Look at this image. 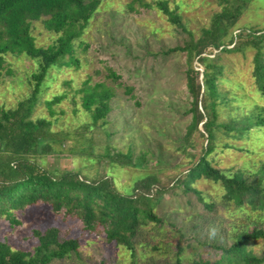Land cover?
I'll list each match as a JSON object with an SVG mask.
<instances>
[{"label": "rangeland", "instance_id": "374dc122", "mask_svg": "<svg viewBox=\"0 0 264 264\" xmlns=\"http://www.w3.org/2000/svg\"><path fill=\"white\" fill-rule=\"evenodd\" d=\"M126 1L100 0L81 37L75 41L79 65H54L49 69L32 116H46L52 120L53 129L69 134L62 142L53 143L51 152L31 158L49 170H78L88 178L107 175L122 192L129 191L145 175H151L155 179L148 191L152 195L151 208L164 221L159 225H140L131 256L123 245L108 241L101 226L86 229L76 214L63 209L55 211L46 203L17 210L19 224L12 225L0 217V241L8 242L14 249H33L37 239L32 230L50 225H56L62 236L80 239L78 253L50 264H172L177 245L182 248V262L187 264L197 256L216 258L219 250L211 243L230 242V234L237 228L253 224L264 228V207L252 210L224 204L219 182L204 177L192 182L202 200L212 203L211 208L203 206L193 192L182 189V171L205 140L199 132L200 124L185 136L190 120L186 111L190 95L185 83V53L158 51L182 43L187 31L168 22L154 8L134 4L135 10L130 11ZM167 5L180 14L181 22L194 36L219 7L217 0H167ZM46 17L41 15L30 21L38 45H48L59 35L44 25ZM239 27L264 29V0L248 1L235 22L234 28ZM254 49L245 45L237 51L216 52L222 70L218 88L226 95V100L216 104L217 121H228L264 105V96L252 77ZM261 49L264 51V39ZM5 58L0 105L11 108L29 92L30 73L37 62L24 53H8ZM193 64L202 69L195 59ZM108 67L120 74L118 81L107 75ZM88 77L91 83L104 81L113 95L107 122L81 132L82 124L90 122L91 116L77 89ZM123 84L133 87L134 98L125 94ZM56 93L65 96L54 104L51 114L45 101ZM92 139L93 152L98 156L88 154ZM105 150L128 151L129 161L110 159L103 154ZM207 157L225 173L239 169L250 180L264 185V125L243 132L217 129L214 148ZM260 167L262 171L258 173ZM248 246L264 254V236L253 239Z\"/></svg>", "mask_w": 264, "mask_h": 264}, {"label": "trees", "instance_id": "16d2710c", "mask_svg": "<svg viewBox=\"0 0 264 264\" xmlns=\"http://www.w3.org/2000/svg\"><path fill=\"white\" fill-rule=\"evenodd\" d=\"M248 1L217 0L218 9L211 12L207 25L202 26L196 36L186 29L180 14L167 5V0H154L150 3L127 0L126 7L130 11L135 10L134 4L142 8H154L168 22L187 31V38L182 43L158 51L161 54L173 51L185 53V83L190 95L186 110L190 113V120L185 136L200 124L199 132L204 135L205 140L195 158L182 171V189L193 192L202 200L200 191L192 182L200 177L208 178L219 182L224 204L246 206L253 210L264 207V185L258 180H250L239 169L225 173L207 157L214 148L217 129L243 132L252 126L264 125V105L228 121H217L216 104L226 100L225 93L218 88L222 70L216 61L217 51H237L245 45L254 47L253 82L264 96V51L261 49L264 29L234 28ZM99 2L100 0H0V81L8 53H24L37 62L36 68L30 73L31 86L27 95L11 108L0 105V217H5L12 225L19 224L21 219L17 216V210L39 202L46 203L55 211L63 209L68 214H76L86 229L101 226L108 241L123 245L134 256L133 244L140 225L148 222L159 225L164 221L151 208L152 195L148 191L155 183L153 176L145 175L129 191L122 192L107 175L88 178L78 170H49L31 158L51 152L53 143H60L68 137V131L52 128L50 118L33 117L32 114L39 102L49 69L54 65H79L75 41L81 37ZM41 15H47L43 19L47 28L59 32L55 41L48 45L36 44L30 29V21ZM193 59L202 69L195 68ZM107 75L113 81L120 78V74L111 67H108ZM123 89L125 94L134 98L132 86L123 84ZM77 91L81 92L82 105L91 116L90 122L82 124L81 132L106 123L113 95L111 87L104 81L91 83L88 77ZM64 96V93H56L46 99L51 114L54 113V104ZM136 103L138 104L137 101ZM93 142L92 139L88 143V154L97 155L98 153L93 152ZM103 154L121 162L129 161L128 151L121 153L119 150H105ZM261 169L260 167L257 172L260 173ZM202 204L207 208L212 207V203L205 200H202ZM32 232L37 239L33 249H14L8 242L0 241V264H50L55 259L79 252L80 239L73 235L62 236L56 225L44 229L34 228ZM263 236L262 226L253 224L251 227L237 228L230 234V242L211 243L219 250L216 258L197 256L187 264H261L264 254L253 251L248 243ZM181 249V246H176L172 264H186L182 262Z\"/></svg>", "mask_w": 264, "mask_h": 264}]
</instances>
